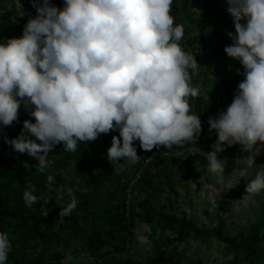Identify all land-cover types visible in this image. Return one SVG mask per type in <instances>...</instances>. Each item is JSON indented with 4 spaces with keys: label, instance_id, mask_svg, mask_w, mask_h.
I'll list each match as a JSON object with an SVG mask.
<instances>
[{
    "label": "clouds",
    "instance_id": "1",
    "mask_svg": "<svg viewBox=\"0 0 264 264\" xmlns=\"http://www.w3.org/2000/svg\"><path fill=\"white\" fill-rule=\"evenodd\" d=\"M31 3L36 14L22 35L0 43V131L18 121L23 105L35 122L24 120L18 137L3 139L15 152L34 157L39 173L51 167L49 153L57 145L75 152L79 143L111 131L119 136L112 137L107 159L121 170L138 163L136 141L144 151L190 145L177 156H205L220 180L225 147L239 145L247 166L254 167L264 152V0H227L234 31L226 33L231 43L224 52L239 61L245 78L226 109L209 117L217 139L208 152L196 146L202 122L190 104L202 94L193 83L201 65L197 54L185 50L184 24L172 15L174 0H63L62 8L50 0ZM16 7L23 16L20 0ZM204 99L207 104L209 95ZM53 181L48 175V184ZM64 191L71 199L60 217L78 204L72 188L57 189L58 195ZM262 191L264 170L249 180L242 200L248 203ZM34 192L29 183L23 192L27 207L49 202ZM10 250L8 233L0 232V264Z\"/></svg>",
    "mask_w": 264,
    "mask_h": 264
},
{
    "label": "trees",
    "instance_id": "2",
    "mask_svg": "<svg viewBox=\"0 0 264 264\" xmlns=\"http://www.w3.org/2000/svg\"><path fill=\"white\" fill-rule=\"evenodd\" d=\"M50 2L63 7V0ZM20 3L24 12L26 1L20 0ZM227 7V0H174L173 3L175 22L185 27V50L197 54L201 65L193 83L205 87V91L199 98L190 100V104L192 111L202 118L198 140L202 146L215 133L214 130L209 132V117L226 109L238 84L245 78L241 70L236 85L221 105L222 97L217 88L222 86L225 75L222 64L227 62V55L224 47L231 43L226 33L229 25L234 26ZM19 14L15 0H0V43L22 35L29 18H21ZM192 23L202 32H192L189 26ZM204 49L209 51L208 55L202 53ZM207 76L213 80L212 90L206 88ZM207 95L209 102L206 104L204 97ZM24 120L35 122L22 105L18 121L0 131V232L8 233L11 242L6 264H64L65 259L77 251L91 258L86 264H138V260L126 255L138 222L148 224V236L155 246L153 253L144 259L145 264H205L198 253L187 258L178 254L180 245H189L191 238L221 243L229 252L227 264H264V204L260 208V218L236 234H231L225 224L222 203L215 210V224L208 228L178 212L173 198L174 178L186 171L193 175L197 163L208 162L203 155L177 156L178 152H186L190 145L174 146L172 150L161 147L163 152L156 148L144 151L136 141L138 163H125L121 170L107 159L112 137L119 136L118 131H111L93 142L79 143L75 152H65L63 144L57 145L49 153L53 161L51 167L41 174L36 170L38 161L34 157L15 152L3 139L5 136L8 139L18 137ZM234 148L229 147L232 155ZM24 162L29 167L26 168ZM118 162L124 163L123 158ZM136 174V180L129 186ZM48 175L54 177L51 185L47 182ZM29 183L35 186L34 195L50 198L49 202L40 199L31 208L27 207L23 192ZM161 184L167 195L164 204L159 205L157 192L163 189ZM61 185L65 189L72 188L78 201L71 215L65 217H60L59 212L71 198L66 191L58 195ZM128 188L139 193L135 204L127 202ZM59 199L64 201L63 205H59Z\"/></svg>",
    "mask_w": 264,
    "mask_h": 264
},
{
    "label": "rangeland",
    "instance_id": "3",
    "mask_svg": "<svg viewBox=\"0 0 264 264\" xmlns=\"http://www.w3.org/2000/svg\"><path fill=\"white\" fill-rule=\"evenodd\" d=\"M16 1V0H15ZM26 1V8L24 15L19 17L35 16V10L32 7L30 0ZM194 22V21H193ZM192 32L199 34L202 29L195 23L189 24ZM229 31H234V26L229 25ZM230 38H227V41ZM208 50H202V53L208 55ZM224 78L222 86L217 88L222 97L221 105L225 104V98L232 88L236 85L239 72L243 70L239 61L233 60L227 57V62L223 63ZM211 76V74H210ZM209 83L206 88H211L212 78L207 76ZM213 87H215L213 85ZM205 87H201V93L203 94ZM201 121L202 118L200 117ZM217 139L216 134L210 137L208 141L200 144L197 142V147L202 151L208 152V148ZM157 151L163 152L162 148ZM229 147H225V151L220 154L221 159H224L225 174L223 180H220L216 174L212 173L208 169V162L197 163L196 172L191 175L188 171L185 174H181L174 178V195L175 206L178 208V212L184 213L188 218H193L197 224L204 227H211L215 224V210L218 205L222 203L223 211L222 217L225 224L229 228L231 234H236L241 228H246L249 224L260 218V208L264 204V191L258 195H252L249 198V202L245 203L242 198L246 195V185L250 179L254 178L257 171L264 170V152L258 156L255 160V165L249 168L245 162V153L239 145H235L234 154H230ZM137 174L130 181L129 186H132L133 181L136 180ZM158 183V182H157ZM157 185V184H156ZM195 185V186H193ZM163 189H159L160 193L157 199V204H164L165 196L167 195L164 185L161 184ZM130 193L127 195V202L129 204H135L139 199V193L136 189H127ZM156 194V193H155ZM153 194V197L155 196ZM172 196V195H171ZM68 202V201H67ZM59 205H63L62 199L58 200ZM149 227L147 223L138 222L133 228V241L130 248H127L126 255H130L134 259L138 260V264H145L144 259L153 253L154 243L148 236ZM200 247L194 249V247ZM181 250L183 252L181 253ZM195 250V251H194ZM180 252V253H179ZM199 254L202 262L205 264H227L230 260L227 249L216 240L199 241L195 238L189 239V245H180L178 248V254L185 256V258ZM84 252H74L70 254L64 264H86L89 260ZM91 260V258H90Z\"/></svg>",
    "mask_w": 264,
    "mask_h": 264
}]
</instances>
